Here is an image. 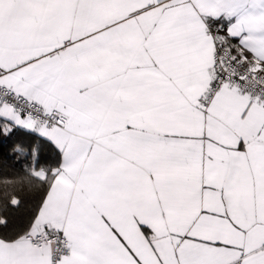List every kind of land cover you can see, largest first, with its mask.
<instances>
[{"label": "snow or ice", "instance_id": "6c2138e0", "mask_svg": "<svg viewBox=\"0 0 264 264\" xmlns=\"http://www.w3.org/2000/svg\"><path fill=\"white\" fill-rule=\"evenodd\" d=\"M0 264H264V0H0Z\"/></svg>", "mask_w": 264, "mask_h": 264}, {"label": "trees", "instance_id": "16d2710c", "mask_svg": "<svg viewBox=\"0 0 264 264\" xmlns=\"http://www.w3.org/2000/svg\"><path fill=\"white\" fill-rule=\"evenodd\" d=\"M6 155L7 153H0V193L30 200L37 192L36 181L11 158L5 160Z\"/></svg>", "mask_w": 264, "mask_h": 264}]
</instances>
